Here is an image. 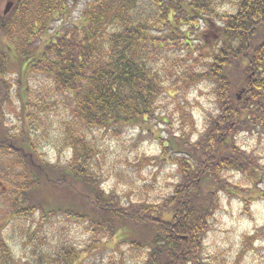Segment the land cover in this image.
Masks as SVG:
<instances>
[{
	"label": "trees",
	"instance_id": "1",
	"mask_svg": "<svg viewBox=\"0 0 264 264\" xmlns=\"http://www.w3.org/2000/svg\"><path fill=\"white\" fill-rule=\"evenodd\" d=\"M226 1L89 0L71 24L72 0H13L0 12L3 229L21 240L16 253L0 236V264H91L88 249L59 226L70 220L92 225L95 237L117 234V250L128 247L123 264L140 256V264H238L219 252L204 258L203 240L220 193L242 188L229 175L253 189L264 178L261 157L238 142L242 134L264 139V0L223 8ZM199 83L210 85L214 105L201 132L177 102ZM13 98L22 127L5 122ZM51 132L53 146L70 152L62 164L41 153ZM138 139L153 140L160 154L152 161L135 153ZM111 142L132 156L105 169L123 183V197L99 185ZM164 159L176 181L166 195L146 198L153 184L137 174ZM24 212L32 217L14 231Z\"/></svg>",
	"mask_w": 264,
	"mask_h": 264
},
{
	"label": "rangeland",
	"instance_id": "2",
	"mask_svg": "<svg viewBox=\"0 0 264 264\" xmlns=\"http://www.w3.org/2000/svg\"><path fill=\"white\" fill-rule=\"evenodd\" d=\"M12 1L13 0H0V12H3L7 4ZM231 1L232 0L224 2L222 5L223 8H228ZM72 2L71 13L66 19V24L79 21V16L81 14L80 10L85 7L84 5L88 3L89 0H72ZM60 24H63V21ZM29 78L32 84H38L37 75L33 73ZM13 94L14 93L12 92V95ZM212 97L213 95L211 93L210 85L206 83L196 84L189 90H182L179 95H177V102L182 104V106H185L186 113L192 115L197 124L196 130H199V132L203 130L204 116L214 110ZM16 104V99L13 98V103L11 105H8L7 103V107H4L5 110L3 115H5V122L11 125V127H18L20 125L22 127V123H19L20 119L16 114ZM174 119L173 129H177L180 124L176 116H174ZM50 134L48 135V138L47 136H45V138L41 137V142L45 144V146L42 145L41 153H43V157L46 160L50 161V164H62L70 157V152L65 148L58 151L51 142L52 137L55 134L52 132ZM130 134L131 133H124L121 135L123 142L131 140ZM238 140L240 145L251 150L256 156L261 157L259 160L264 164L263 138H251L250 136H244L242 134ZM113 144L114 143L111 142L110 151L105 158L106 163L103 165V174L99 181V185L104 191H113L123 197L122 194L126 193V188L123 186V183L115 178L114 174L107 173L105 169L106 167H111L113 161H116L115 163L118 162L117 167H120L123 164L122 162H124V159L127 158L129 161H132V156L127 154L128 152L126 148L124 151L121 150L118 152L120 148L115 150L116 147L112 148ZM114 146H118V144ZM123 147H126V143L123 144ZM159 152L158 146H156V143L153 140H137L135 153L138 155L152 158L153 161V158L160 154ZM117 160L122 161L120 162ZM162 162L163 163L158 162V165L154 169L151 168V165L143 166L137 174V177H140L144 182L153 184L149 190L145 191L147 193L144 192V194H147L145 196L146 198L151 196V198L157 199L161 195H166L176 181L174 165H172L170 161H167V159L162 160ZM33 166L36 167V163H34ZM229 177L232 183L239 185L242 188L240 190L233 188L231 189L232 193H220L219 208L210 219L209 231L203 240V257L205 258L209 256V254L219 252L223 260L225 258L230 262H237L238 264H264V178L257 180L255 182L256 187L253 189L254 184L250 182L249 179L244 178L241 174L234 173L230 174ZM138 182H140V180H137L136 185H139ZM251 189H253L252 192H250ZM128 192H130L128 194L130 200H135L139 195V191L131 192L127 190V193ZM6 199L7 196L0 195V236L7 240V243L16 253H19L21 240H19V238H11L8 232H5L3 229L6 221L9 219L6 203L8 200ZM23 205L25 206V203H23ZM35 215L37 216V212H35ZM31 217H28L24 212L18 218L19 222L13 220L16 223L13 230L19 231V224H25V221ZM51 219L54 221H56L55 219H59L60 221L63 218L53 216ZM72 221L73 220H70V224H61L59 222V226L61 225V227L66 230L75 245L77 243V245L79 244L81 246L79 247V250L85 248L88 249L86 255H90V257L89 259L85 257V263L100 264L106 262L107 259L110 258L116 259L117 256L119 258H117L116 264H123L122 259L127 255L128 247H121L120 252L117 250V247L115 246V237L117 234L114 235V237L109 238L106 237L108 235L104 237L102 235L95 237L94 234H89L90 230H93L91 231L93 233L97 232L93 229L94 227L92 225L89 227L85 226V228L82 226V223L77 222L72 224ZM12 224V220L8 222V226L11 230ZM95 238L100 239L101 243H94ZM137 253L138 251L135 252L134 255ZM138 255L140 256L141 253H138ZM82 257H84V253H82ZM140 257L135 258L137 260L128 261L125 264H140Z\"/></svg>",
	"mask_w": 264,
	"mask_h": 264
},
{
	"label": "water",
	"instance_id": "3",
	"mask_svg": "<svg viewBox=\"0 0 264 264\" xmlns=\"http://www.w3.org/2000/svg\"><path fill=\"white\" fill-rule=\"evenodd\" d=\"M10 4H11V3L7 4V7H6V9H8V8H9Z\"/></svg>",
	"mask_w": 264,
	"mask_h": 264
}]
</instances>
